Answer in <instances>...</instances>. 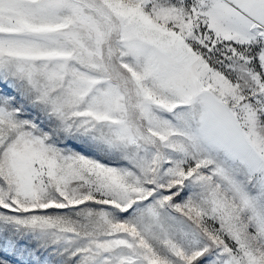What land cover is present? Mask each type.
I'll return each instance as SVG.
<instances>
[{"label":"snow or ice","instance_id":"1","mask_svg":"<svg viewBox=\"0 0 264 264\" xmlns=\"http://www.w3.org/2000/svg\"><path fill=\"white\" fill-rule=\"evenodd\" d=\"M0 264H264V0H0Z\"/></svg>","mask_w":264,"mask_h":264}]
</instances>
